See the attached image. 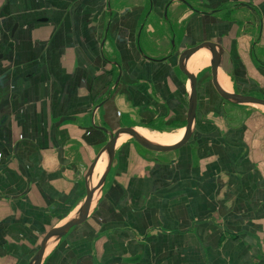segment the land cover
Segmentation results:
<instances>
[{"label":"crops","instance_id":"crops-1","mask_svg":"<svg viewBox=\"0 0 264 264\" xmlns=\"http://www.w3.org/2000/svg\"><path fill=\"white\" fill-rule=\"evenodd\" d=\"M202 41L222 48L224 89L264 99V0H0V264H28L76 211L102 127L180 138L177 60ZM187 67L189 140L121 136L89 216L41 264H264V107L223 101L205 49Z\"/></svg>","mask_w":264,"mask_h":264},{"label":"water","instance_id":"water-1","mask_svg":"<svg viewBox=\"0 0 264 264\" xmlns=\"http://www.w3.org/2000/svg\"><path fill=\"white\" fill-rule=\"evenodd\" d=\"M200 49L208 52L210 63V78L213 88L223 101L231 104H251L264 107V99L253 95L239 94L224 89L218 82V69L223 60V51L221 46L212 41H202L193 46L183 49L178 56V69L186 76L189 83L188 108L186 114V123L183 133L178 140L170 144L160 143L154 139L146 137L142 130L136 126H122L115 131H108L101 128L108 134V140L95 156L91 164L88 166L84 175L85 195L76 211L71 214L63 223L50 228L40 241L38 249L29 260L28 264H41L48 249L57 241H59L70 228L81 224L89 216L96 202L98 195L101 193L106 176L110 170V166L114 157L115 145L121 136H129L137 144L145 149L155 152L173 151L183 146L191 137L196 118L197 105V77L189 71L187 62L192 55ZM103 157L104 168L95 185L92 184V174L98 160Z\"/></svg>","mask_w":264,"mask_h":264},{"label":"bare ground","instance_id":"bare-ground-1","mask_svg":"<svg viewBox=\"0 0 264 264\" xmlns=\"http://www.w3.org/2000/svg\"><path fill=\"white\" fill-rule=\"evenodd\" d=\"M195 54H196V53H195ZM195 58H196V57H194V59H193V61H192V68L194 69V71L196 70V69H195ZM142 132H143V134H144L146 137L151 138V139H154V140H156V141H158V142H160V143L170 144V143L176 141V140H174V141H170L169 136H164V135L157 134V133H154V132H150V131H147V130H142ZM169 141H170V142H169ZM100 167H102V169H103V163H98V165L96 166L95 171L98 172V169H99ZM97 172H96V173H97Z\"/></svg>","mask_w":264,"mask_h":264},{"label":"rangeland","instance_id":"rangeland-1","mask_svg":"<svg viewBox=\"0 0 264 264\" xmlns=\"http://www.w3.org/2000/svg\"><path fill=\"white\" fill-rule=\"evenodd\" d=\"M209 71V70H208ZM227 106V105H226ZM227 108H229V106L227 107ZM157 134H162V135H164V136H166V135H168V134H166V133H158V132H156ZM99 172H101L102 171V168L100 169V170H98ZM98 177L99 176H95V183H96V179L98 180Z\"/></svg>","mask_w":264,"mask_h":264},{"label":"trees","instance_id":"trees-1","mask_svg":"<svg viewBox=\"0 0 264 264\" xmlns=\"http://www.w3.org/2000/svg\"><path fill=\"white\" fill-rule=\"evenodd\" d=\"M227 103V102H226Z\"/></svg>","mask_w":264,"mask_h":264}]
</instances>
